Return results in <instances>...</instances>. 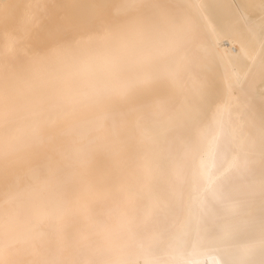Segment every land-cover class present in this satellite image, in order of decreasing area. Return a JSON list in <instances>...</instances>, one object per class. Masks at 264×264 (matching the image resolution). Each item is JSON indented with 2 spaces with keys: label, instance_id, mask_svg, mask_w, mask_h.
<instances>
[{
  "label": "bare ground",
  "instance_id": "bare-ground-1",
  "mask_svg": "<svg viewBox=\"0 0 264 264\" xmlns=\"http://www.w3.org/2000/svg\"><path fill=\"white\" fill-rule=\"evenodd\" d=\"M0 264H264V0H0Z\"/></svg>",
  "mask_w": 264,
  "mask_h": 264
}]
</instances>
